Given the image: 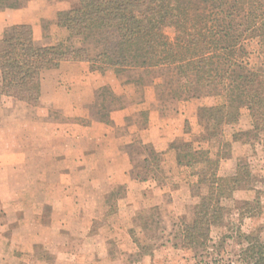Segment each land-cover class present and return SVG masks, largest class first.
I'll use <instances>...</instances> for the list:
<instances>
[{
	"label": "trees",
	"instance_id": "1",
	"mask_svg": "<svg viewBox=\"0 0 264 264\" xmlns=\"http://www.w3.org/2000/svg\"><path fill=\"white\" fill-rule=\"evenodd\" d=\"M20 0H0L16 7ZM56 25L67 37L38 45L30 25L13 26L0 38V108L10 98L30 107L40 103L43 74L62 63H88L93 71L116 74L142 69H169L171 98L200 99L199 115L205 133L196 148L175 141L179 166L195 170L193 191L198 201L192 222L182 231L185 248H209L213 228L226 226L225 201L241 188L251 189L252 171L238 163L232 174L221 175L223 148L229 127L240 123L245 110L254 132H264V0H79L76 9L61 12ZM102 38L91 55L87 46H69L76 38ZM168 81V80H167ZM166 83V80H165ZM210 90L217 91L208 95ZM109 122V121H108ZM232 139L250 145V135L234 132ZM147 158L131 170L138 181L156 179V169L145 164L160 160L154 146H143ZM159 163V162H158ZM260 199L239 207L240 221L255 217ZM134 243L141 244L130 230ZM237 264H264V238L241 233ZM224 236L221 243L226 242ZM142 256H150L144 252Z\"/></svg>",
	"mask_w": 264,
	"mask_h": 264
},
{
	"label": "crops",
	"instance_id": "2",
	"mask_svg": "<svg viewBox=\"0 0 264 264\" xmlns=\"http://www.w3.org/2000/svg\"><path fill=\"white\" fill-rule=\"evenodd\" d=\"M78 5L79 0H20L16 7L1 3L0 38L11 27L21 24L30 25L35 37L43 23L55 25L59 13L76 9ZM48 72L56 75V79L49 91L42 92L37 107L7 98L5 107L0 108V148L7 142L15 146L11 151L1 148L0 160H16L20 162V168L26 161L40 166L28 176L17 168L19 186L0 182V192H29L33 197H44L50 214L46 231L38 225L41 215L36 213L32 223L28 221L24 225L23 221V226L8 240L23 252L32 253L43 245V249L55 258L54 264H86V261L89 264H114L109 259L112 244L121 258L133 250L129 234L133 202L145 207L154 203V197H160L162 202L164 197V191L154 179L135 180L131 170L147 158L143 146L186 141L183 138L186 136V116L178 107L167 114L161 112L159 103L153 100L157 98L155 89L143 84L148 79L144 73L116 74L112 70L99 73L88 63L71 62L45 73ZM121 84L127 89L123 107L110 111L109 122L95 121L90 132L89 128L74 123L60 124L54 120L45 123L41 116V112L49 113L57 107L67 116L74 117L83 107L70 105L71 99L85 101L87 97H94L99 88ZM66 85L71 89L67 90ZM64 127L63 131L58 130ZM4 131H9L10 137L1 142ZM173 155L171 152L164 156ZM55 162L63 168L57 170ZM1 167L0 181L3 180L2 173L9 172L7 166ZM57 176L64 178L63 185L55 182ZM116 188L124 189L123 195L115 203L117 211L107 214L109 195ZM134 197L138 202L133 200ZM25 215L29 219L30 216ZM99 220L104 221V229L91 233L92 225ZM3 235L0 228V240Z\"/></svg>",
	"mask_w": 264,
	"mask_h": 264
},
{
	"label": "rangeland",
	"instance_id": "3",
	"mask_svg": "<svg viewBox=\"0 0 264 264\" xmlns=\"http://www.w3.org/2000/svg\"><path fill=\"white\" fill-rule=\"evenodd\" d=\"M65 31L64 28L58 27L56 24L43 23L40 31L35 35V41L38 45L51 44L53 40L67 37V33H63ZM101 40L100 36H92L88 40L76 38L71 39L69 42L66 41V45L87 46L93 56L101 49ZM142 72V69L133 70V74L142 75ZM171 74L172 72L164 67L154 69L151 75H146L148 79L143 84L145 87L151 86L155 89L154 92L157 98H153V100H157L163 114L176 109L175 107L184 112L186 116L184 125L186 136L183 138L194 143L196 148L203 146L205 144L202 143L201 139L205 129L199 115V108L202 102L200 99L193 97H185L178 101L172 99L170 84H168ZM55 79L56 75L53 73H44L43 91H49L50 85ZM122 84L115 87L105 86L99 88L94 92V97H87L88 99L85 101H80L79 98L76 100L71 99L70 105L83 107L82 112L78 111L74 117L67 116L57 107V109L55 107L50 109L49 113L41 112V116H44L45 123L51 120L60 124L74 123L77 126L89 128L88 132H90V128L95 121L106 123L111 110L123 107V99L127 89ZM66 87L67 90L71 89L69 85H66ZM216 92L215 90H210L208 95H215ZM20 115L22 114L20 113ZM64 129L66 128H59L58 130L63 131ZM28 131L31 130L28 129ZM237 131L249 133L251 144L245 145L233 141L232 134ZM2 135L1 142L2 140L7 141L10 137V132L4 131ZM225 140L226 143L223 148L225 158L221 163V175L232 174L239 162L248 164L252 171V186L251 189L241 188L234 193L232 199L225 201V206L229 209L227 224L226 226L212 229L209 248L203 251L198 247L187 249L183 245L182 231L184 225L192 222L194 207L198 201L193 191V185L197 182V178L193 175L195 170L178 165L176 155L170 147L171 144L159 145L154 146L157 153L166 155V153L172 152L174 155L172 157L163 155L160 160H150L148 164H145V167L154 166L155 169L157 168L156 179L154 180L158 187L164 191L163 202L157 196L154 197L153 204L145 207H143V204L137 206L133 202L131 229L134 230L142 249H139L132 241L133 250H130L126 256L121 258L117 255L118 251L114 246L115 244H112L113 251H111L109 259L111 258L114 264H237L236 261L242 248L240 239L237 237L239 235L236 234L238 228H241L242 234L258 235L264 238V132L257 133L252 130L248 113L243 110L240 123L233 128L229 127L227 129ZM1 148L11 151L15 149V146L7 142ZM1 148L0 154L3 152ZM19 164L20 162L16 160L8 162L0 160V169H2L1 166L5 165L8 167L6 170L10 172L4 171L2 173L3 180L1 179V184L19 186L20 179L16 172L22 171L28 176V174H34V171L40 167L37 164L34 166L32 161L23 162L24 167L22 168L18 166ZM55 165L57 170L63 168L58 162H55ZM17 168L21 170L17 171ZM6 174L10 175L6 176ZM21 180L23 183V178ZM55 182L63 185L64 178L57 176ZM123 190H117L116 188L109 195L110 209L107 210V214L117 211L115 203L123 195ZM258 197L260 199L259 213L253 218H245L243 222L240 221L239 207L243 202H253ZM135 198L137 197H134L133 200L138 202V199ZM47 208L48 205L44 197H39L38 195L33 197V194L29 192H0V228H2L4 234L0 240V264L55 263V258L47 250L43 249V245L32 253L23 252L16 244L8 240L12 234L17 233V228L23 226L21 224L23 221L24 225L28 221L32 223L36 213L41 215L39 218L40 224L38 225H41L40 228L46 231L50 216ZM22 213L23 215H21ZM25 213L30 216L29 219H26ZM103 227H105L104 221L102 223L100 220L96 221L91 227V233L97 232ZM224 236H233V238H226V242L221 243ZM144 252L149 253L150 256L143 257L142 254ZM86 264H89V262L86 261Z\"/></svg>",
	"mask_w": 264,
	"mask_h": 264
}]
</instances>
